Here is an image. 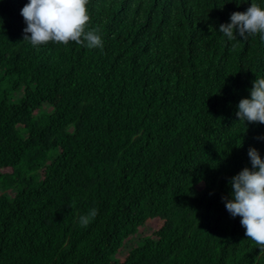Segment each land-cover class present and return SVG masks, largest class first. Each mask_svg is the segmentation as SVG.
<instances>
[{
  "label": "trees",
  "instance_id": "obj_1",
  "mask_svg": "<svg viewBox=\"0 0 264 264\" xmlns=\"http://www.w3.org/2000/svg\"><path fill=\"white\" fill-rule=\"evenodd\" d=\"M242 2L90 0L88 49L34 48L28 0H0V264H264L223 199L264 157V124L236 115L264 39L219 32ZM149 218L164 229L116 258Z\"/></svg>",
  "mask_w": 264,
  "mask_h": 264
},
{
  "label": "clouds",
  "instance_id": "obj_2",
  "mask_svg": "<svg viewBox=\"0 0 264 264\" xmlns=\"http://www.w3.org/2000/svg\"><path fill=\"white\" fill-rule=\"evenodd\" d=\"M89 4L90 0H28L21 9L26 24L24 40L34 48L75 42L88 49H102L100 30L90 27ZM219 32L227 41L255 35L264 39V0H251L246 11L233 12L230 22L220 24ZM252 85L250 96L242 98L237 105L236 115L246 126L264 124V77H256ZM248 155L251 167H244L229 180L231 191L223 199L229 214L241 218L245 235L264 251V157L255 147L249 148ZM97 214L92 209L82 215L80 225L87 227Z\"/></svg>",
  "mask_w": 264,
  "mask_h": 264
},
{
  "label": "rangeland",
  "instance_id": "obj_3",
  "mask_svg": "<svg viewBox=\"0 0 264 264\" xmlns=\"http://www.w3.org/2000/svg\"><path fill=\"white\" fill-rule=\"evenodd\" d=\"M23 90L19 89L17 91L11 92L10 93V100H16L18 96L22 95ZM151 219V220H150ZM150 221L145 222L143 226L140 227L138 230V237L132 238L129 237L125 240L124 245L120 248L119 252L116 253L115 257L118 258L119 260L122 259V257L127 253V251L134 245L140 243V239L138 238H143L146 235L151 234L154 230L159 229L162 227L164 229V221L160 218H149ZM136 235V236H137Z\"/></svg>",
  "mask_w": 264,
  "mask_h": 264
}]
</instances>
